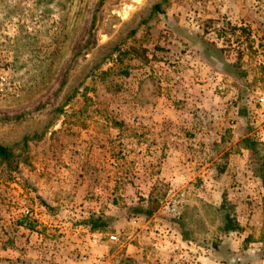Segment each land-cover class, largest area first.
<instances>
[{"label":"rangeland","instance_id":"1","mask_svg":"<svg viewBox=\"0 0 264 264\" xmlns=\"http://www.w3.org/2000/svg\"><path fill=\"white\" fill-rule=\"evenodd\" d=\"M229 1V11L239 12L242 0ZM215 2L225 0H0V146L8 152L0 157V264H21L5 251L22 247L23 238L37 264H142L110 256L134 232L133 208L148 205L156 220L143 234L153 241L154 264L198 262L201 250L179 244V235L200 245L212 240L223 264H264V106L257 102L264 78L255 75L264 70L257 63L264 35L223 19L206 36L221 64L211 66L213 82L203 90L208 66L182 61L192 52L166 27L177 17L171 26L182 30L184 15L193 23ZM218 10L230 16L224 5ZM225 71L239 79V99L256 104L248 116L228 115ZM185 92L198 99L191 104ZM145 107L195 112L192 127L184 126L188 116L180 126L195 143L196 179L152 177L168 153L120 137L133 134L134 110ZM145 188L152 193L136 195ZM224 199L238 230L223 227Z\"/></svg>","mask_w":264,"mask_h":264},{"label":"crops","instance_id":"2","mask_svg":"<svg viewBox=\"0 0 264 264\" xmlns=\"http://www.w3.org/2000/svg\"><path fill=\"white\" fill-rule=\"evenodd\" d=\"M225 0V2H219L220 6L218 5V2H215L213 4L214 9L213 12H208V11H200L198 12L197 16H194V22L192 23V18H188L185 15L183 16V19H181V24L183 26L182 30L177 31V27L171 26L172 21H176L175 18L177 17H172L168 18L166 26L170 32L168 33H173L174 35L179 36V42L183 41L186 44V47L188 48L187 52H192V55L185 54L182 57V61H184L187 64V60L189 61L190 59H194V61H191L192 63L196 62L197 66L196 69L198 70L201 65H207L208 70H204L202 72V75H205V77H202V80H205L208 83H204L201 85V89L205 90V87H207L211 81L213 82L212 79H210V75L208 73H212L213 71H210L211 66H216L219 67L221 64L220 62V57L215 56L211 53H209V48L215 47L212 42L209 43V41H213V39H209L206 36L211 35L212 33H216V31L211 32L212 29H216L215 27H218L221 24V21L223 19L228 20L232 19L233 21H240L243 23L244 26H247L246 29L252 32L253 29L258 32V35H264V0H242L238 3V8H240L239 12L235 11H229L230 8L235 7L234 3L232 4L230 1ZM213 3V2H212ZM211 4V2L209 3ZM224 5L225 7V13L230 15L227 18L226 17H221L220 15L223 14V12L219 11L218 8H222ZM190 20V21H188ZM183 22V23H182ZM239 22V23H240ZM240 23V24H241ZM170 24V25H169ZM192 24V25H191ZM206 24H209L206 26ZM213 24V25H211ZM193 26V28H192ZM173 30V31H172ZM205 36V37H204ZM189 47H188V46ZM261 51L264 53V46H261ZM261 52V53H262ZM261 58L259 60L260 65H263L264 67V54H261ZM195 56V57H194ZM208 61V62H207ZM244 61L249 62L248 57L244 58ZM243 60L241 61V63ZM234 59H228L226 58V64L227 65H234ZM199 65V66H198ZM248 64H242V67H247ZM249 67V66H248ZM221 68V67H220ZM202 69V68H201ZM200 70V69H199ZM227 70V69H225ZM226 72V76L224 78L226 79L225 82H229L230 84L226 82L228 86H231L232 89H229V93L227 94L226 98L230 99L229 102V107L227 108L228 110V115L233 116L234 119H237L242 116H248L251 112L250 110H253L256 108V104L254 105L251 102H245L241 99H239V94L238 90H235L237 88L236 86L239 84V79L234 75V73L231 72ZM257 77L263 75L262 77L264 78V70L255 74ZM186 76V74L184 75ZM196 76V75H195ZM197 77V76H196ZM249 79V76H247ZM246 77V78H247ZM198 79V78H196ZM193 80V78H192ZM224 82V83H225ZM184 85H189L191 82L189 80L183 81ZM195 85V84H193ZM209 87V86H208ZM198 93H195L192 95V97H189V93L185 92L182 95H186L188 99H190L191 104L192 102L197 98L195 96ZM203 97L202 99H206L209 96V91L201 93ZM205 96V97H204ZM240 100V101H239ZM123 111V110H121ZM193 110L188 109V108H182L181 110H172L168 107H157V108H152V107H145L141 108L138 110H134L135 116L137 119L136 123H131V131L135 129L133 134H126L124 133L123 135H120V137H123L126 141H130L131 143L135 144L136 146L138 145V150L141 149H146L149 150V152H152L154 154L155 148H161L162 150H165L166 153H168V156L165 157V159H161L159 161L160 166L158 167L159 171H154L156 175H151L152 177L155 176V178L158 177H166L167 179L170 180H193L196 179L197 176L200 175V171L195 168V163L197 162L195 157H192L190 154V150H192V146L195 145L193 142V139H189L186 135V138L183 135V130L180 125L183 126V124L186 120L184 119V116H188V120L186 123H184V126L189 127L193 126L194 123L190 121V116L194 115L192 113ZM258 113H260V109H256ZM173 112V113H172ZM124 115V113L121 112V115ZM160 115V119H162L160 122H154V115ZM173 115V117H176V120L174 123H171L169 119V115ZM229 117V116H228ZM260 117V116H259ZM194 119V118H193ZM263 119V118H262ZM264 120V119H263ZM123 128L125 126L123 125ZM139 132L141 134L139 135H134V133ZM135 136V137H134ZM171 149V150H170ZM136 154V153H134ZM155 155V154H154ZM152 155V156H154ZM152 156H149L148 158H154ZM217 159V157L215 158ZM163 160V161H162ZM214 161V160H213ZM243 162V161H242ZM138 165V163L135 162V166ZM141 164L139 166H136V169H141L140 168ZM148 172L150 173L151 169L145 168ZM143 170V169H142ZM149 170V171H148ZM150 177V178H152ZM154 180V179H153ZM145 188L144 190L146 192H139V190H135L136 195H150L152 193V190ZM146 193V194H144ZM153 217V216H152ZM151 216L146 217L142 215L135 216L132 221L135 225L134 232L131 233L130 240L126 242L122 247L118 249L117 252H113L111 254V258H115L120 255L123 256L124 253L125 255H130L131 257H134L136 261H141L142 264H154V250L152 248L153 241L150 239V237L145 236L143 234L144 228H149L151 227V224L154 223V218ZM94 236H100V235H94ZM28 238V236H27ZM39 241L41 238L38 239ZM178 243L182 244L185 247H189L192 249V247H197L201 251L197 250V258L198 262L196 264H223L221 261V257L219 256L220 253L216 249V247L213 245L214 242L212 240L207 241V245H200L199 242L196 240L195 237H184L183 235H179V239L177 238ZM21 241H23L24 245L22 247H8L6 249V253H11V255H15L17 257H21L23 259L21 261V264H37V257L38 255L35 253H29V245H26V240L23 238ZM163 242V241H161ZM158 246L162 249L161 253H164L163 248L164 245L157 242ZM25 246V248H23ZM89 251H93L89 249ZM188 253V252H187ZM110 254V253H108ZM227 257H232L233 260L236 258V254L234 251H227L226 253ZM90 255V254H89ZM28 257V258H25ZM29 257H35L32 260ZM89 259L93 258L92 255L88 257ZM144 262V263H143ZM102 264H106V262H103Z\"/></svg>","mask_w":264,"mask_h":264},{"label":"trees","instance_id":"3","mask_svg":"<svg viewBox=\"0 0 264 264\" xmlns=\"http://www.w3.org/2000/svg\"><path fill=\"white\" fill-rule=\"evenodd\" d=\"M247 140L248 139L246 138L244 141H247ZM254 143H256V142H252V144H254ZM244 147H245V149H247L248 152L250 151V147H248V146H244ZM0 157L2 159L8 158V152H7L6 147H4V146H0ZM262 179H263V185H264V178H262ZM225 200L226 199H224V201ZM227 206H228V204L226 203V201L221 203L220 206H219V210L221 212L224 211L223 227H225V229L228 230V231L238 230L239 224L236 222V219L234 218L235 215L231 211L226 210ZM155 210H156V207H152L150 205H148V206H135L133 208V212H134L135 215H142V216H146V217L151 216L154 213ZM92 227H95L94 223H92ZM213 245H214V243H213ZM237 264H239V262H237ZM241 264H244V263H241Z\"/></svg>","mask_w":264,"mask_h":264},{"label":"built area","instance_id":"4","mask_svg":"<svg viewBox=\"0 0 264 264\" xmlns=\"http://www.w3.org/2000/svg\"><path fill=\"white\" fill-rule=\"evenodd\" d=\"M219 28L221 27L220 25L218 26ZM6 83V79L3 76H0V90H3V87ZM257 102L259 105L264 106V92H259L257 96ZM176 208L173 207V210ZM111 240H118L117 235L113 234L110 236Z\"/></svg>","mask_w":264,"mask_h":264}]
</instances>
